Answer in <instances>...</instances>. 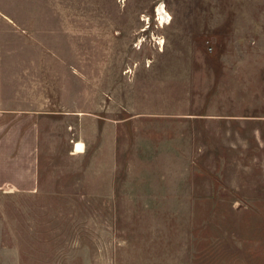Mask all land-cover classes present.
<instances>
[{
    "label": "rangeland",
    "instance_id": "374dc122",
    "mask_svg": "<svg viewBox=\"0 0 264 264\" xmlns=\"http://www.w3.org/2000/svg\"><path fill=\"white\" fill-rule=\"evenodd\" d=\"M0 112V264H264V0H0Z\"/></svg>",
    "mask_w": 264,
    "mask_h": 264
},
{
    "label": "crops",
    "instance_id": "0c3cea01",
    "mask_svg": "<svg viewBox=\"0 0 264 264\" xmlns=\"http://www.w3.org/2000/svg\"><path fill=\"white\" fill-rule=\"evenodd\" d=\"M21 115L16 114L13 118L15 120V123L21 122L22 118L19 119ZM11 118V117H10ZM18 118V119H17ZM8 117L6 115L2 114L0 112V145L7 144L6 140V130L8 128ZM21 125V124H20ZM19 125V128L21 126ZM13 126L15 127L14 123L10 124V128ZM18 128V129H19ZM17 129V128H16ZM22 128L20 129L21 133ZM2 151V150H1ZM16 165H18V162H16ZM7 161L4 157L0 156V189L5 187L9 184L10 188L14 186L20 191L25 192H32L38 187V171H30V173H14V175L8 174L7 172ZM10 180V182H8ZM20 188V189H19Z\"/></svg>",
    "mask_w": 264,
    "mask_h": 264
},
{
    "label": "bare ground",
    "instance_id": "6f19581e",
    "mask_svg": "<svg viewBox=\"0 0 264 264\" xmlns=\"http://www.w3.org/2000/svg\"><path fill=\"white\" fill-rule=\"evenodd\" d=\"M159 10H160V18L162 19V21H165L166 20V16H165V14H163V12L165 13L166 12V10H164L162 7H160L159 8ZM166 22V21H165ZM163 42V41H162Z\"/></svg>",
    "mask_w": 264,
    "mask_h": 264
}]
</instances>
